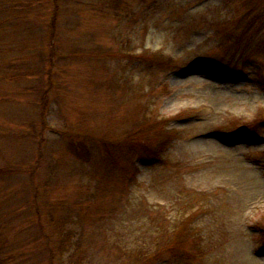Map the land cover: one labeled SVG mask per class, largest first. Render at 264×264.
Listing matches in <instances>:
<instances>
[{
	"label": "rangeland",
	"instance_id": "obj_1",
	"mask_svg": "<svg viewBox=\"0 0 264 264\" xmlns=\"http://www.w3.org/2000/svg\"><path fill=\"white\" fill-rule=\"evenodd\" d=\"M260 15L0 0V264H133L189 221L204 253L181 235L159 260L264 264V49L237 39Z\"/></svg>",
	"mask_w": 264,
	"mask_h": 264
},
{
	"label": "trees",
	"instance_id": "obj_2",
	"mask_svg": "<svg viewBox=\"0 0 264 264\" xmlns=\"http://www.w3.org/2000/svg\"><path fill=\"white\" fill-rule=\"evenodd\" d=\"M263 10V9H262ZM255 24H257L259 28L263 27L264 28V17H262L261 15L259 17H254L252 18V20H247L245 19L244 21V29H243V33L240 34V36L237 38L238 39V43L239 44H245L244 47L245 49H249L250 47H256L259 48L261 47L262 49H264V34L263 35H256L259 32H257V30H253L252 28L255 26ZM154 64H162V65H167L170 64L169 62L166 61H160V60H156ZM209 70V71H208ZM206 71L208 72H212V73H216L214 70L210 71V69H207ZM154 156L156 157L155 160H159L158 156H159V152L156 151L154 153ZM146 160V159H144ZM0 171H3V169H0ZM194 227L191 224V221L184 222L183 224H177V223H173L172 226L169 225L167 227L163 228L164 234H166V230H168L171 234H169V239L168 241H166L163 245L159 244L160 246L155 247V249L153 251L148 249H145V247H139L137 249V252H135L133 255L135 256V260L137 262L133 263V264H160L161 262H165L167 264H170L173 260V258H170L171 255H173V257H179V259L182 261V259H184V261H186V256L183 253H176V248H177V240L178 237H180L181 235H186L188 236V240L191 241H195L198 243V238H194L197 234L195 233V230L193 229ZM255 230L257 231V242H258V247H260L261 249L264 248V226H260L258 224L255 225ZM171 230V231H170ZM71 235H69V232L65 233L62 240H61V244H60V249H63V243L68 241L70 244H73V240L71 239ZM72 240V242H71ZM200 242L198 243V253L203 254V248L201 249L200 247ZM164 252H171L170 256L166 257V258H162L161 260H159L158 258L160 256L163 255ZM143 257V258H142ZM158 257V258H157ZM156 258V260H155ZM75 262H80L79 260L75 261ZM129 263H132L131 261H129ZM80 264V263H79Z\"/></svg>",
	"mask_w": 264,
	"mask_h": 264
}]
</instances>
